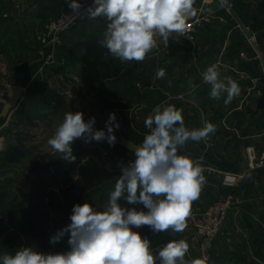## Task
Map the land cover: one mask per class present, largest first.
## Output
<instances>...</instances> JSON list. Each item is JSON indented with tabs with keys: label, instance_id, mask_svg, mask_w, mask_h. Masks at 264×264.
Segmentation results:
<instances>
[{
	"label": "crops",
	"instance_id": "0c3cea01",
	"mask_svg": "<svg viewBox=\"0 0 264 264\" xmlns=\"http://www.w3.org/2000/svg\"><path fill=\"white\" fill-rule=\"evenodd\" d=\"M194 7L197 9V17L191 20L197 19L198 25L193 39L173 42L167 50H153L144 63L116 64L114 61L80 58L81 53L88 55L90 47L87 49L83 45L79 51L72 41L79 38L83 41L89 32H95L94 23L102 22V17L90 22L84 21L63 35L67 45L71 46L66 50L69 56L66 54V57L70 61L65 67L55 68L63 78L58 79L57 90L48 92L46 96L50 103L57 99H74L80 102V112L86 122L90 119L88 112L96 113L98 119L93 126L95 130L107 131L105 122L110 113H115L120 124L114 131L117 141L114 146H109L106 141L96 142L95 148L97 155L99 154L97 159L104 160L108 157L112 162L110 156H106L111 150L134 156L133 150L123 146L119 139L140 144L148 131L144 126L145 118L155 106L161 104L173 105L182 110L184 125L189 130L201 128L204 122H210L216 127L215 133L210 134L206 140L186 142L179 149L180 153L204 154L210 164H223L228 167L229 173L234 174H240L244 168L241 160L233 161V158L240 153L244 154L249 145H255L259 153L264 155V0H195ZM239 21L253 32V38L246 36ZM242 51L248 54L247 60L241 58ZM213 63L219 64L221 79L232 77L240 87L239 95L227 105L224 104L226 93L219 100L212 99L209 95L211 85L203 82L202 74ZM158 68L166 71L163 79L155 78ZM115 69L118 72L112 74ZM130 69L134 72L141 70V73L143 70V73L140 75L138 71L136 77H122ZM105 71L108 74L102 78ZM89 85L98 88L91 94L72 93L73 86ZM121 85L143 86V91L121 94L116 90ZM18 87L23 88L21 84ZM44 98L40 96V100L43 101ZM98 102L108 104L101 107L95 104ZM41 124L38 121L34 123L36 127ZM91 146L82 139L77 146L72 145L73 155L76 156L78 151L84 154L93 151ZM89 158H83L85 167L98 165V162L94 163L96 159ZM82 170L86 173L83 178H86L88 184L83 188L86 192L82 197V205L89 203L94 210H103L120 176L99 167L95 173H88L87 168ZM54 172L55 169L51 168L50 173ZM242 175L243 178L234 187L223 185L222 175L211 179L203 187L199 199L193 203L208 207L220 196H232V204L225 220V233L216 241L212 252L213 264H248L258 261V253H252L251 249L253 246L264 247V173L257 171ZM204 192L208 195V201L205 200ZM118 203L128 209L135 207L137 210L147 211L142 205L128 204L124 197ZM70 212L65 210L63 213L68 215ZM14 214L13 218L17 219L19 213ZM69 217L65 220V226L71 223ZM6 222V232L0 236V253L3 256L11 255L13 249L34 246L27 243L30 233L27 222L20 225L14 223V220ZM133 230L149 239L153 253H158L169 241L186 240L192 232L191 228L186 227L179 233L171 230L154 233L147 225L133 227ZM144 230V234L140 232ZM6 235L16 236V241L8 239ZM67 241L68 236H65L61 243L68 245ZM196 255L199 256V253Z\"/></svg>",
	"mask_w": 264,
	"mask_h": 264
},
{
	"label": "clouds",
	"instance_id": "9594fccd",
	"mask_svg": "<svg viewBox=\"0 0 264 264\" xmlns=\"http://www.w3.org/2000/svg\"><path fill=\"white\" fill-rule=\"evenodd\" d=\"M194 4L195 0H93L86 14L89 19H106L101 46L130 64L143 62L158 47V41L167 47L170 38L185 35L189 21L197 17ZM68 6L74 15H81L78 0H70ZM165 76V69L158 68L155 78ZM202 79L211 85L210 98L219 100L227 94L225 105L240 93L232 77L221 79L218 63L208 66ZM95 123V117L86 122L82 112H68L47 143L69 163L76 160L72 145L77 139L85 144L106 141L114 146V131L120 127L115 113L105 122L107 131L95 130ZM144 126L148 131L143 141L132 149L135 159L127 166L120 165L122 174L104 209L94 210L89 203L74 205L71 223L50 237L55 245L68 235L69 251L45 254L22 247L14 255L0 257L2 264H208L206 256L186 258L189 244L184 239L169 241L153 253L149 239L133 227L147 225L154 233L186 229L192 204L207 181L204 169L179 149L188 141L206 140L216 127L204 122L201 128L189 130L182 110L163 104L152 109ZM122 197L147 211L122 207L118 203Z\"/></svg>",
	"mask_w": 264,
	"mask_h": 264
},
{
	"label": "rangeland",
	"instance_id": "374dc122",
	"mask_svg": "<svg viewBox=\"0 0 264 264\" xmlns=\"http://www.w3.org/2000/svg\"><path fill=\"white\" fill-rule=\"evenodd\" d=\"M62 10V0H0V236L6 232V221L14 220V223L20 225L27 222V219L29 220L30 214L32 215L33 212L40 209L42 212L41 219L47 221V228L45 227L43 230L44 235L51 237L65 226V220L72 214L73 206L82 205V197L86 192L83 188L88 185L86 178H83V174L86 176V173L82 169L87 168L88 173L90 171L95 173L98 167L108 171L103 165L101 167L104 160L97 159L99 154L97 155L95 141L90 143L92 145L90 149L93 151L86 154L78 151L75 156L76 160L72 163L62 160V154L55 152L47 143L48 139L54 134L56 127L63 121L65 114L68 112L75 113L81 109V103L74 99H57L50 103L46 96L48 92L57 90V81L63 77L58 75V71L55 68L65 67L67 62L70 61V58L66 57V54L68 56L66 50H69L70 48L67 47L71 46L67 45L64 40L55 63L51 66H44V55L47 49L39 41V35L45 30L48 21L59 15ZM91 20L89 19L86 22ZM96 23L93 26V31L95 32H89L88 37L83 38V41H80V38L72 41L74 47L77 46L79 51L83 45L84 48L90 47V49L87 48L90 50L88 55L81 53L80 58H87V60L92 58L91 60H100L102 62L114 61L116 64L121 63L118 58L112 59L113 56L109 53V50L100 44V40L103 39V33L106 30V19L104 18L102 22ZM138 71L126 70L122 77H136ZM107 72L105 71L101 77L103 78L105 74H108ZM117 72L115 69L112 74ZM138 73L142 75L143 70L142 73L141 70ZM18 84H21L24 89L23 97L16 108L11 109L6 117H1L4 107L1 99L7 97L9 86H18ZM72 88L74 89L72 93L78 95L91 94L98 87L89 85L73 86ZM116 90L121 94H135L138 93V90L139 92L143 91V86L121 85ZM41 95L45 97L43 101L40 100ZM95 104L105 107L108 103L98 102ZM88 113L90 119L95 117L97 121L96 113H93V111ZM38 115L42 117H38ZM35 121L42 123L41 126L36 127L34 125ZM81 140L77 139L73 146H77ZM119 141L120 143L122 142L121 139ZM9 146L10 148L17 147L21 149L25 155L21 156L18 161L9 162L5 157V151H7ZM253 146L255 147V145ZM110 152L118 151L111 150ZM257 152L258 157L263 155L258 150ZM89 157L93 160L96 159L94 163L98 162L100 166L93 164V167L90 165L85 167L84 163L86 162L83 160L90 159ZM105 159L107 160L108 157ZM240 160L243 162L244 169L238 175L257 171L264 173L263 170L251 167L247 157V148L244 154L240 153L233 158V161ZM111 163L113 164V161ZM214 167L219 171L229 173L228 167L223 164L215 165ZM51 168L55 169L53 174L50 173ZM219 175L216 174L213 177L205 175L206 183H209L211 179ZM92 176H95V174H92ZM22 177H28L39 189L40 200L27 203L20 197L18 187ZM203 195L206 196L205 200L208 201V195L205 192ZM198 208L205 209L206 207L192 204L191 210ZM65 210L71 212L65 215L63 213ZM15 212L19 213L17 219L12 216ZM26 212H28V217ZM29 232L27 243L30 245L34 244V246L30 247L39 252L47 254L62 253L70 250L69 245L61 243V241L65 240V237L55 245L50 243L51 246L43 247L42 242L40 245L36 244V238L33 240V234L31 231ZM140 232L144 234L145 230ZM26 233L28 234L27 231ZM5 237L16 241V236L6 235ZM186 241L189 244V253L186 258H199L200 255H196L198 252L197 246L191 242L190 236L186 237ZM215 243L211 252L214 250ZM17 250L13 249L11 255H14ZM251 252L258 253L259 259L258 261L248 262V264H264V247L253 246ZM2 256V253H0V257ZM0 264H2L1 261ZM211 264H213V255ZM243 264L245 263L243 262Z\"/></svg>",
	"mask_w": 264,
	"mask_h": 264
},
{
	"label": "built area",
	"instance_id": "2783aa9c",
	"mask_svg": "<svg viewBox=\"0 0 264 264\" xmlns=\"http://www.w3.org/2000/svg\"><path fill=\"white\" fill-rule=\"evenodd\" d=\"M70 0H62L63 10L59 15L50 19L45 27V30L39 35V41L47 49L44 55V66H51L58 58L60 49L63 46V35L68 33L72 28L78 24L89 20L86 9L93 4V0H78L82 5L80 9V16L73 14L72 9L69 8ZM191 25L188 31L183 36H178L175 39L170 38L168 46L160 44L154 51L159 52L163 49H168L174 41H189L193 39L198 25V20H190ZM243 60L248 59V54L245 51L240 53ZM113 161L104 159L102 165L111 173L120 176L122 174L120 165L127 166L135 157L122 152H107ZM106 154V156L108 155ZM181 154L189 156L193 161L198 163L208 177H213L216 174L223 176V185L234 187L238 184L239 179L243 175L224 173L209 164L204 154L195 155L191 152H183ZM247 157L253 169H260L264 171V155L258 157V152L253 145L247 147ZM232 204V196L227 195L221 197L219 200L210 204L205 209L191 210V216L187 221V227L191 228L193 233L190 235L191 242H193L198 249L199 258L207 257L208 264L212 261L211 249L216 240L225 233V220Z\"/></svg>",
	"mask_w": 264,
	"mask_h": 264
},
{
	"label": "trees",
	"instance_id": "16d2710c",
	"mask_svg": "<svg viewBox=\"0 0 264 264\" xmlns=\"http://www.w3.org/2000/svg\"><path fill=\"white\" fill-rule=\"evenodd\" d=\"M24 155V151H21V149H18L17 147L8 148L7 151H5V157L9 162L18 161L20 157ZM18 193L20 197H22L27 203H32L34 201L40 200L39 198L41 197L39 195V189L28 179V177L21 178L18 187ZM26 215L28 217V212H26ZM41 215L42 212L40 209L33 212L32 215L30 214V221L27 219L28 230L32 232L33 237L36 238L39 245L42 242L43 247H49L51 246L50 237L44 235L43 231L47 225V221L42 220ZM12 216H15V214L13 213Z\"/></svg>",
	"mask_w": 264,
	"mask_h": 264
},
{
	"label": "water",
	"instance_id": "95a60500",
	"mask_svg": "<svg viewBox=\"0 0 264 264\" xmlns=\"http://www.w3.org/2000/svg\"><path fill=\"white\" fill-rule=\"evenodd\" d=\"M239 25L249 39L253 38L252 31L247 29L240 21H239ZM159 43L163 44L161 42ZM23 95H24L23 88L18 86H9L7 89V97L1 99V102L4 104L1 117H6L11 109L16 108ZM122 145L131 150L133 149L134 146H137L133 141L127 139L122 140Z\"/></svg>",
	"mask_w": 264,
	"mask_h": 264
}]
</instances>
